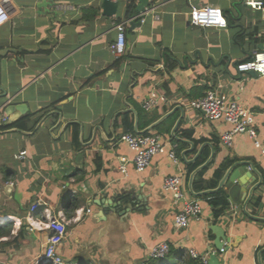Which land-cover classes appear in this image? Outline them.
<instances>
[{
    "label": "crops",
    "instance_id": "0c3cea01",
    "mask_svg": "<svg viewBox=\"0 0 264 264\" xmlns=\"http://www.w3.org/2000/svg\"><path fill=\"white\" fill-rule=\"evenodd\" d=\"M10 1V20L0 25V52L5 51L0 55V95L6 92L0 97V121L40 117L32 131L0 129V264H53L45 258L50 217L67 221L57 253L68 264H199L191 249L216 254L220 264H260L264 221L242 210V198L253 183L242 187L234 203L227 183L223 190L229 206L217 216L207 195H192L189 178L190 164H203L213 150L211 163L194 179L195 191L212 188L214 172L227 158L231 164L252 161L264 178L261 149L245 133L236 134L231 147L224 146L221 136L231 125L208 120L189 102L218 88L248 110L264 144V75L236 69L264 51L259 47L264 45V10L243 0H150L141 27L128 25L126 52L117 58L111 49L115 25L129 20L130 0H116L112 16L104 15L103 0ZM68 5L73 9L64 8ZM208 5L221 9L228 27L192 21V11ZM92 8L98 9L96 15ZM153 92L164 100L145 111L142 101ZM178 105L185 113L176 134L193 142L186 158L197 154L196 161L183 160L182 151L191 145L171 135L181 116L177 110L160 129L149 131L180 144L179 164L158 154L138 171L135 153L122 136L145 130L151 124L143 125L147 119H159ZM24 150L26 155L16 158ZM247 171L249 166H242V182ZM173 174L184 177L187 196L202 206L200 219L183 229L175 226L182 202L163 188ZM247 210L264 217V181ZM219 239L223 253L216 246ZM164 241L171 246L168 256L149 259L152 248ZM261 256L264 264V251Z\"/></svg>",
    "mask_w": 264,
    "mask_h": 264
},
{
    "label": "built area",
    "instance_id": "2783aa9c",
    "mask_svg": "<svg viewBox=\"0 0 264 264\" xmlns=\"http://www.w3.org/2000/svg\"><path fill=\"white\" fill-rule=\"evenodd\" d=\"M243 1L253 9L264 10V0ZM64 8L72 10L73 6L68 5ZM11 13V1L0 0V25L10 20ZM129 21L130 19L126 22L116 23L115 25L117 38L112 44L111 49L117 58L122 57L126 52V31ZM192 21L196 25L203 27H228L229 25L228 19L221 9L210 5L195 8L192 11ZM236 69L242 74L255 72L258 75H264V51H257L252 59L238 63ZM161 100H164V97L153 92L147 99L142 101V108L145 111H151L159 105ZM189 104L192 109L204 113L208 120L225 121L231 125V128L221 136V141L224 146L231 147L233 145L234 136L238 133H245L254 139L256 147L261 149V153L264 156V144L257 138V131L248 110L237 100L218 88H215L208 90L201 97L192 99ZM121 139L134 151L135 155L133 161L138 171H144L151 164L154 156L158 154L166 153L173 163L179 164L180 162V157L177 153V145L166 141L163 135L158 132H127ZM26 153L27 151L25 150L21 151L16 158H23ZM121 170L126 173V166L123 165ZM184 187L185 181L181 174L169 175L164 179V190L170 192L176 201L182 202V207L175 216V226L178 229L187 228L191 221L200 219L202 214L200 202L195 198H189ZM36 207L37 205H35L34 208ZM66 222L65 218H49L47 226L51 230V234L47 239L45 258L53 264H68L64 262V259L57 253L58 246L66 236ZM170 251V244L165 241L161 242L152 248L149 259L161 261L168 256ZM219 252H225V247H222ZM190 254L199 260V264H210V252L200 254L196 250L191 249ZM140 264L145 263L141 262Z\"/></svg>",
    "mask_w": 264,
    "mask_h": 264
},
{
    "label": "water",
    "instance_id": "95a60500",
    "mask_svg": "<svg viewBox=\"0 0 264 264\" xmlns=\"http://www.w3.org/2000/svg\"><path fill=\"white\" fill-rule=\"evenodd\" d=\"M118 5H119V2L116 1V0H103L102 7H103L104 15H107V16L114 15L117 12ZM149 5H150V0H140V3L136 7V11L138 13H134L131 16H129V19H130L129 26H130L131 29H134V28H137V27H141L142 19L146 18V16H147ZM137 16L140 18L139 20H136ZM47 34H48V39L53 41L54 37L51 34L50 30L47 32ZM259 47L263 48L264 45L260 44ZM6 52H7V50H6ZM4 53H5V51L4 52H0V55L4 54ZM252 73L257 75V73H255V72H252ZM0 89L2 90L1 85H0ZM5 95H6V92L3 90V94L0 95V97L2 98ZM7 110H6V113L10 114V112H8ZM129 110H131V111L135 112V114H137V112L133 108H131ZM177 110L181 111V116L178 118V120L176 121L173 129L171 130V135L173 136L174 139H176L178 141H181V142L188 143V144L191 145V149L183 150L181 155H182L183 160L186 163H194L196 161L197 156H198L197 154H196V156L193 159H187L186 158L187 153L190 150L194 149L193 142L190 141V140L182 139V138L178 137L177 134H176L177 128L180 125V123H181V121H182V119L184 117L185 109H184L183 106L178 105V106L174 107V109L172 111H170V112L166 113L165 115L161 116L159 119H157L156 121L151 123L143 131H138L137 122L135 124V127H136V129L138 131L137 133L147 132V131H149L151 129L156 128L168 116H170L173 112H175ZM14 119H16V118H14ZM14 119H12L9 122V124L13 123L15 121ZM137 119L138 118H137V115H136V121H137ZM1 126H2V121H0V127ZM14 129H17V128H14ZM213 157H214V150L212 151L211 156L203 164L199 165L198 167H196L192 171V173L190 175V178H189V189H190V192L192 193V195H194V196H204V195H208V194H211V193H216V192L222 190L226 186L227 183H231L232 187L229 190V194H230V197L232 199V202L234 203L239 198V194H240V192L242 190V187L244 185L248 186V185L253 183V185H251L252 187L249 190L248 195L247 196L245 195L242 198V200L244 202L243 206H242V210H243L244 214L246 216H248L249 218L257 220V221H264V217H261V216H258V215H254V214L250 213L247 210V206L250 203V201L252 200V196H253V193H254L255 189L258 188L264 181L262 173L255 167V164L252 161H237V162L231 164L230 166H228L227 169L225 170L222 178L220 179L217 187L211 188V189H205V190L200 191V192H197V191L194 190L193 183H194L195 177L198 175V173H200L203 169H205L211 163V160L213 159ZM244 165L249 166V171H247V173H246L245 181L242 182V180H241V177L243 176L242 166H244ZM257 178H258V181L255 182ZM224 237H225L226 241L229 240V237H227L226 235ZM223 245H224V243L220 239L216 242V246H217L218 250H220L223 247ZM263 251H264V248L262 250H260V252H259V263L260 264H262V256H261V254H262ZM220 263H221V261L218 258V256L216 254L212 253L210 255V264H220Z\"/></svg>",
    "mask_w": 264,
    "mask_h": 264
},
{
    "label": "trees",
    "instance_id": "16d2710c",
    "mask_svg": "<svg viewBox=\"0 0 264 264\" xmlns=\"http://www.w3.org/2000/svg\"><path fill=\"white\" fill-rule=\"evenodd\" d=\"M135 7H136L135 0H130L128 5H127L128 16H131L132 14H134ZM91 10L93 11V15H96L98 12V9L92 8ZM85 12H87V10ZM139 114H140L141 118H143V116L141 115V112ZM39 117L33 118L32 115H26V116L16 120L15 122H13L11 124L2 125L0 127V129L7 130L10 128H18V129L23 130V131H32L35 129L36 125L39 123ZM157 118H158V116L151 117V118L147 119L143 125H149L150 123L154 122ZM124 123L127 126H128V124H130L129 121L126 119V117L124 119ZM162 125H163L162 123L160 125H158L157 129H160L162 127ZM130 126H132V125H130ZM130 131H133L132 127L130 128ZM147 132H144V133H147ZM183 135L186 138H192V134L188 131L183 132ZM200 142H201V140L198 143H200ZM177 148L178 149L180 148V144H178ZM177 153H178V150H177ZM231 163H232V160L227 158L215 170V172H214V183L212 184V188H215L218 185V182L222 178L225 170L227 169L228 166H230ZM199 165H200L199 162H196L194 164H190V170L193 171ZM198 174H200V173H198ZM196 177L200 178L201 176L197 175ZM197 183H198V179L194 180L193 187L197 186L196 185ZM203 190H205V189H203ZM203 190H200V191H203ZM207 197L210 199V202L216 208L215 214L217 216H219L221 213H223L224 210L229 206V202L226 198V195H225L223 189L216 192V193H211V194L207 195Z\"/></svg>",
    "mask_w": 264,
    "mask_h": 264
},
{
    "label": "rangeland",
    "instance_id": "374dc122",
    "mask_svg": "<svg viewBox=\"0 0 264 264\" xmlns=\"http://www.w3.org/2000/svg\"><path fill=\"white\" fill-rule=\"evenodd\" d=\"M170 260V262L172 261V259H169Z\"/></svg>",
    "mask_w": 264,
    "mask_h": 264
}]
</instances>
